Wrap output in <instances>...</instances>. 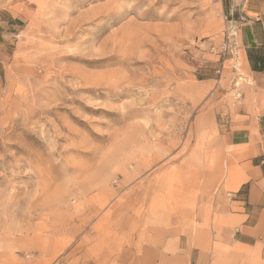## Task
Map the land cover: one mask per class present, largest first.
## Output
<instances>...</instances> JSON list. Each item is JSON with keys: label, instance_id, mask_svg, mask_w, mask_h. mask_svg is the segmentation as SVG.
Listing matches in <instances>:
<instances>
[{"label": "rangeland", "instance_id": "374dc122", "mask_svg": "<svg viewBox=\"0 0 264 264\" xmlns=\"http://www.w3.org/2000/svg\"><path fill=\"white\" fill-rule=\"evenodd\" d=\"M226 4L0 0V264H264L208 86L241 100Z\"/></svg>", "mask_w": 264, "mask_h": 264}, {"label": "crops", "instance_id": "0c3cea01", "mask_svg": "<svg viewBox=\"0 0 264 264\" xmlns=\"http://www.w3.org/2000/svg\"><path fill=\"white\" fill-rule=\"evenodd\" d=\"M226 9L237 21L232 53L236 49L244 74L241 100H233L221 81L210 79L208 86L232 171L226 183L235 199L228 208L248 227L251 213L264 214V0H227ZM132 264H193V259L178 240L172 253L156 248L150 256H135Z\"/></svg>", "mask_w": 264, "mask_h": 264}, {"label": "built area", "instance_id": "2783aa9c", "mask_svg": "<svg viewBox=\"0 0 264 264\" xmlns=\"http://www.w3.org/2000/svg\"><path fill=\"white\" fill-rule=\"evenodd\" d=\"M237 21L234 20L233 18H231L229 20V27L227 30V34H226V39L225 42L223 44V51L224 52H232L233 48H234V39L236 36V26Z\"/></svg>", "mask_w": 264, "mask_h": 264}]
</instances>
